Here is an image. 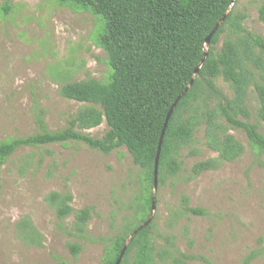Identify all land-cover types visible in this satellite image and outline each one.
<instances>
[{
	"label": "rangeland",
	"instance_id": "1",
	"mask_svg": "<svg viewBox=\"0 0 264 264\" xmlns=\"http://www.w3.org/2000/svg\"><path fill=\"white\" fill-rule=\"evenodd\" d=\"M262 3L239 0L236 11L246 15L244 28L264 39V24L258 19ZM6 4L9 11L4 15ZM103 28L101 17L58 0H0V141L34 135L39 111L48 130L56 132L64 130L80 109L96 107L65 99L59 90L64 84L87 79L108 82L112 70L97 43ZM215 87L224 97L232 96L222 78L215 80ZM217 102L212 97L207 104L213 107ZM247 107L250 122L264 134L253 86ZM107 130L103 121L79 132L100 139ZM228 133L244 147L235 161L191 176L195 163L217 157L206 146L202 124L194 132L192 145L180 152L182 171L155 191L150 264H172L176 250L195 258L186 264H243L249 254L256 256L251 264H264V153L253 150L242 131ZM141 176L123 147L108 155L81 142L19 149L0 172V264L58 260L104 264V248L123 230L125 217L132 216L127 205L139 192ZM51 192H69L74 212L92 209L82 236L71 227L73 215L64 221L56 218L46 201ZM185 198L190 208L204 214L185 212ZM22 219L40 234L41 246H28L20 239L17 224ZM69 244L81 247L76 257ZM133 260L131 252L126 264Z\"/></svg>",
	"mask_w": 264,
	"mask_h": 264
},
{
	"label": "trees",
	"instance_id": "2",
	"mask_svg": "<svg viewBox=\"0 0 264 264\" xmlns=\"http://www.w3.org/2000/svg\"><path fill=\"white\" fill-rule=\"evenodd\" d=\"M239 0H58L62 5L91 11L104 21L97 38L107 56L112 73L108 82L87 79L60 87V95L68 100L92 104L84 107L68 121L64 130L51 132L43 119V111L35 115L38 131L24 138L0 141L1 167L22 148H42L51 144L81 142L89 149L108 155L125 148L132 162L141 172L139 192L127 208L131 218L125 217L122 231L110 239L104 248V264H115L127 238L148 218L152 200L153 169L157 145L165 117L171 105L193 79L192 86L179 100L166 126L158 164V188L166 180L182 171L180 152L193 143L195 130L205 125L206 146L217 153L216 158L195 163L191 176L216 170L224 162L235 161L243 152V145L228 133L240 130L257 153H264V134L250 122L247 107L249 88L257 95L258 118L264 123V39L248 32L243 22L246 15L236 11ZM8 14L9 5L3 8ZM228 12V13H227ZM224 22L205 48V39L225 15ZM258 19L264 24V3L258 7ZM225 35L220 50V37ZM206 56L204 58V54ZM201 64L196 76L195 68ZM222 78L232 91L226 98L215 87ZM215 97L213 106L207 102ZM105 122V135L98 139L82 134ZM1 181V177H0ZM1 189V184H0ZM69 192H51L47 203L59 221L74 216V232L82 236L91 219L92 209L73 210ZM183 210L203 215L190 208L186 198ZM152 222L130 241L120 264H126L134 252L132 264H150L154 246L150 240ZM20 239L28 246H41L40 234L27 219L18 224ZM95 242L94 240H91ZM73 257L81 247L69 244ZM255 255L249 254L243 264H251ZM176 250L172 264H186L194 260ZM54 264H65L58 260Z\"/></svg>",
	"mask_w": 264,
	"mask_h": 264
},
{
	"label": "water",
	"instance_id": "3",
	"mask_svg": "<svg viewBox=\"0 0 264 264\" xmlns=\"http://www.w3.org/2000/svg\"><path fill=\"white\" fill-rule=\"evenodd\" d=\"M235 2V0H232L231 5H233V3ZM228 13V12H227ZM227 13L219 20V22L214 26V28L212 29V31L209 33V35L206 37L205 39V48L209 45L210 40L212 39V37L214 36V34L216 33V31L219 29V27L221 26V24L224 22V19L227 15ZM206 56V53L204 54V58ZM204 62V59L201 60L200 64L195 68L193 75L196 76L198 73V70L201 66V64ZM193 83V79L189 82L188 86L185 88V90L178 96V98L174 101V103L171 105V107L169 108L167 115L165 117L164 120V124L160 133V137H159V141H158V145H157V150H156V155H155V159H154V169H153V185H152V200H151V207H150V213L149 216L147 218V220L139 227L137 228L126 240L125 244L122 247V250L115 262V264H120L125 251L127 249L128 244L130 243V241L132 240V238H134L136 236V234L146 228L151 222H152V218H153V214L156 210V201L154 198V193L155 191L158 189V164H159V157H160V151H161V144H162V140H163V136H164V132L166 129V126L168 124V121L171 117V114L174 110V108L176 107V104L179 102V100L186 94V92L188 91V89L192 86Z\"/></svg>",
	"mask_w": 264,
	"mask_h": 264
}]
</instances>
